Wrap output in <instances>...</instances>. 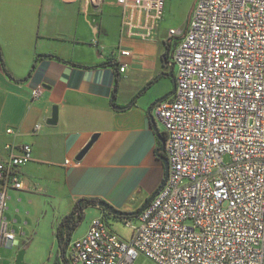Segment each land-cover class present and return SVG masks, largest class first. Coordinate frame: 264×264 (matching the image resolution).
Instances as JSON below:
<instances>
[{"label": "crops", "instance_id": "0c3cea01", "mask_svg": "<svg viewBox=\"0 0 264 264\" xmlns=\"http://www.w3.org/2000/svg\"><path fill=\"white\" fill-rule=\"evenodd\" d=\"M182 8L179 0H166L154 38L144 40L122 33L119 0H0V160L26 143L33 150V159L17 169L25 187L8 190L4 212L20 246L29 234L41 239L52 232L56 241L59 221L82 198L134 212L161 185L165 168L154 126L160 133L165 128L155 107L148 109L171 90H148L158 73H171L163 55L178 41L169 30L186 28L190 16L173 21ZM121 49L132 54L122 56ZM121 63H128L125 71ZM55 105L58 122L49 125ZM89 208L93 218L72 240L107 212L98 204Z\"/></svg>", "mask_w": 264, "mask_h": 264}, {"label": "built area", "instance_id": "2783aa9c", "mask_svg": "<svg viewBox=\"0 0 264 264\" xmlns=\"http://www.w3.org/2000/svg\"><path fill=\"white\" fill-rule=\"evenodd\" d=\"M119 1L122 33L154 38L166 0ZM169 37L178 38L176 90L155 106L167 182L130 240L97 217L68 245L71 264H136L140 254L157 264H264V0H197L185 30ZM32 159L26 143L0 160V246L18 244L4 212L8 190L25 187L17 169Z\"/></svg>", "mask_w": 264, "mask_h": 264}, {"label": "rangeland", "instance_id": "374dc122", "mask_svg": "<svg viewBox=\"0 0 264 264\" xmlns=\"http://www.w3.org/2000/svg\"><path fill=\"white\" fill-rule=\"evenodd\" d=\"M179 3L184 6L183 11L173 18L174 23L182 22V24L187 20L188 16H190V11H192V0H179ZM189 6V7H188ZM186 10V11H185ZM114 40L115 37L112 36L111 40ZM174 39L172 40V42ZM174 49V44L172 43L170 51L172 52ZM149 60H155V57H149ZM151 62V61H150ZM161 56L158 58V65L162 64ZM151 64V63H150ZM165 70H168L166 68ZM169 73V72H168ZM157 76H160L159 80L153 84L151 88H149V92L152 91L156 95L161 94L162 92H168L173 89V82L171 77L167 74L162 76V71L158 73ZM155 95V97H157ZM157 123L161 129H164L163 124L157 119ZM93 208H89L85 211V218L82 223L75 230L74 236L80 234L87 226V223L93 218ZM131 222L127 223L123 221V219L115 218L109 215V223L110 227L123 239L130 240L132 227L131 225L137 224L138 219L136 217H132L129 219ZM73 236V237H74ZM18 240V238H17ZM21 246L20 242L16 246H0V264H18L17 263V254L24 250V263L25 264H56V259L60 264H64V257L68 259V253L66 250V254H64L60 250V246L58 241L52 242V232H46L41 236L36 234H29L25 238H21ZM18 247L19 249H17ZM68 248V247H67ZM69 260V259H68ZM70 263V261H69ZM136 264H157L154 260L147 257L144 254H140L136 259ZM71 264V263H70Z\"/></svg>", "mask_w": 264, "mask_h": 264}, {"label": "water", "instance_id": "95a60500", "mask_svg": "<svg viewBox=\"0 0 264 264\" xmlns=\"http://www.w3.org/2000/svg\"><path fill=\"white\" fill-rule=\"evenodd\" d=\"M167 75L169 77H171V79H172L173 89L169 93L164 95L163 97H160L155 102H153L152 105L150 106V108L148 109L149 113H151V109L154 108L155 105L158 102L169 98L171 95L174 94V92L176 90V77H175V74L173 72H171V73H168ZM118 108H120V107H118ZM58 118H59V116H58V107L55 105L53 107L52 115L47 119V124L56 125L57 122H58ZM154 130L156 131L157 135L159 136V139H160V142H161V146L157 149V154L160 155L161 152H165L166 151V138L162 137L160 135V132L158 131L157 126H154ZM97 136L98 135H93V137L90 140V142L87 143V145L81 150V152L79 153V156H78L79 159H81L85 155V153L88 151L90 146L96 140ZM161 159L163 161L164 168H165V175H164L163 181H162L161 185L157 188V190L154 191V193H152V195L145 201V203L138 210H136L134 212L122 211V210L117 209L115 206H113L112 204H110L109 202H107L105 200H99L98 205L100 207H102L104 210H106L107 212H109V213H111L112 215H115V216L132 217V216L140 215L141 212L151 203V201L154 199V197L158 194V192L164 187V185L167 182V179H168V176H169V169H170L169 161H168V158L166 156H161ZM24 253H25V251L21 250L17 254L16 258H17V263L18 264H25L24 263Z\"/></svg>", "mask_w": 264, "mask_h": 264}, {"label": "trees", "instance_id": "16d2710c", "mask_svg": "<svg viewBox=\"0 0 264 264\" xmlns=\"http://www.w3.org/2000/svg\"><path fill=\"white\" fill-rule=\"evenodd\" d=\"M168 50H170L169 45L167 47V51L163 55L164 63L167 64V66L169 67V71L175 74L174 67L170 65L171 54L170 51ZM160 135L166 138L165 132H161ZM163 155L166 156V152L160 153V156ZM98 202L99 200L95 198H82L73 206L72 210L59 221L56 227V238L59 243L60 250L63 253V256L64 254H66L67 247L72 240L74 231L77 229V227L82 223V221L85 218L86 209L90 206L97 205ZM109 215H111V213L106 212L104 216V219L107 221V223H108L107 219H109ZM111 216L118 219H123V221L125 222H127L130 218L134 217V216L121 217L115 215H111ZM64 264H70L69 260L65 257H64Z\"/></svg>", "mask_w": 264, "mask_h": 264}, {"label": "flooded vegetation", "instance_id": "af4514ba", "mask_svg": "<svg viewBox=\"0 0 264 264\" xmlns=\"http://www.w3.org/2000/svg\"><path fill=\"white\" fill-rule=\"evenodd\" d=\"M177 44V41L175 42V45Z\"/></svg>", "mask_w": 264, "mask_h": 264}, {"label": "bare ground", "instance_id": "6f19581e", "mask_svg": "<svg viewBox=\"0 0 264 264\" xmlns=\"http://www.w3.org/2000/svg\"><path fill=\"white\" fill-rule=\"evenodd\" d=\"M171 96H172V95H171ZM171 96H170V97H171ZM167 99H168V98H167ZM155 106H156V105H155Z\"/></svg>", "mask_w": 264, "mask_h": 264}]
</instances>
